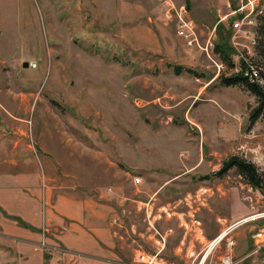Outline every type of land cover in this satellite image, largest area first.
<instances>
[{"label":"rangeland","instance_id":"374dc122","mask_svg":"<svg viewBox=\"0 0 264 264\" xmlns=\"http://www.w3.org/2000/svg\"><path fill=\"white\" fill-rule=\"evenodd\" d=\"M173 1L187 7L204 52L185 47L155 0H0L1 179L5 190L37 199L40 212L46 187L105 203L132 239L149 221L166 234V264H184L173 249L182 240L186 250L193 227L199 259L234 262L244 252L235 264H264L252 239L264 230V112L251 123L258 98L219 78L235 73L237 53L264 71L257 28L249 27L254 43L228 30L234 69L214 50L216 31L205 48L217 23L227 30L247 1L263 14L264 0ZM232 160L253 165L259 187L236 167L217 176ZM6 195L22 216L25 202L11 206ZM219 230L230 234L207 253ZM201 232L216 239L209 245Z\"/></svg>","mask_w":264,"mask_h":264},{"label":"crops","instance_id":"0c3cea01","mask_svg":"<svg viewBox=\"0 0 264 264\" xmlns=\"http://www.w3.org/2000/svg\"><path fill=\"white\" fill-rule=\"evenodd\" d=\"M2 177L5 178L0 174V250H6L0 253V264H123L130 262L134 252L140 250L141 246L135 242L139 239L150 248L154 246L161 252L165 250L166 234L154 229L149 221L145 232L133 231L135 237L132 239L128 237L127 228L121 220L119 224H116L118 219L112 221L114 215L118 218L115 208L91 200H71L60 192L50 191L49 187L43 189L46 198L42 203L44 211L40 212L37 199L30 197L29 201L28 196H22L16 189L5 190ZM5 195L11 199L8 202L11 206L17 201L25 202L27 213L23 211L22 216L11 213L8 210L10 206L6 207ZM12 217L19 218V221ZM193 228L194 235L188 241L186 250L180 240L173 249V256L184 264H212L213 257L209 258L208 254L199 259V254L192 249V243L198 237L196 231H201L199 227ZM219 231L220 235L223 230ZM207 235L201 232L200 238L203 242L213 239L210 245L216 239L215 234ZM41 242L45 244V250L39 248ZM224 257L226 255L218 257V264ZM245 257L246 253L242 252L232 258L234 263H241Z\"/></svg>","mask_w":264,"mask_h":264},{"label":"built area","instance_id":"2783aa9c","mask_svg":"<svg viewBox=\"0 0 264 264\" xmlns=\"http://www.w3.org/2000/svg\"><path fill=\"white\" fill-rule=\"evenodd\" d=\"M155 1L160 3L164 8L163 10L164 20L166 22L173 21V23L175 24L176 33L179 36V38L184 42L185 47L191 49L194 46H196L204 52L205 49L203 50L200 47L198 41V34L196 33L197 26L194 23V21H192L191 18L188 16L185 4H175L173 0H155ZM257 8L258 7H255L252 4V1H247V4L245 6H240L236 10L232 11L233 14L238 13L236 17H234L233 22L231 23L232 30L235 32V34L241 33L245 38H251L252 43H254V40L252 39L253 32L252 30L249 29V27L250 26L256 27L257 25L256 19L258 18V16L262 14V11ZM244 9L246 10V13H239L240 11L242 12V10ZM215 31H216V27H214L212 31L208 33L207 36L208 43L206 42V47H205L206 49L209 47V45H211L209 40L214 35ZM237 55L240 58V60H243L244 66L243 67L237 66L235 68V73L242 74V76L246 80L256 85L264 93V74H262L257 67L252 66L246 60V57L244 55L242 54L240 55L238 53ZM215 66L218 72L225 70L224 69L225 66L222 63H216ZM117 219L118 218L116 217L115 220ZM229 234L230 233L228 234L226 233L224 235L225 237L224 239H226V237ZM252 239L256 251L264 249V230L255 232L252 235ZM226 244L228 247H231L233 246V241H227ZM40 247L45 248V244L41 242ZM160 252H161L160 250H157L153 253H146L142 250H136L133 254L131 261L123 264H166L164 263L165 261L162 259ZM221 264H235V263L230 262V257L228 255L221 260Z\"/></svg>","mask_w":264,"mask_h":264},{"label":"trees","instance_id":"16d2710c","mask_svg":"<svg viewBox=\"0 0 264 264\" xmlns=\"http://www.w3.org/2000/svg\"><path fill=\"white\" fill-rule=\"evenodd\" d=\"M188 6V5H187ZM187 8V7H186ZM239 17V16H238ZM231 21L228 23L229 27L226 30L224 23H217L216 25V34L217 37L220 41H218L217 45L214 47V50L220 54V61L226 66L230 67L231 69H234V65L232 64V52H233V47L230 45L228 42V30L231 28V23L234 20V17H231ZM258 22L256 25L257 28V33H258V47H257V54L260 57H263L264 59V13L260 16H258ZM243 67L244 62L243 60L239 61V65ZM226 68V67H225ZM259 69V68H258ZM262 74H264V71L262 69H259ZM221 83L224 86H234L237 84H243L248 88V90L255 95L258 98L259 104L257 108L253 109L251 114H250V122L253 123L255 120H257L261 114L264 112V93L260 88H258L256 85L249 84L248 81L242 76V74L239 73H231L230 76L228 77H219ZM231 167H236L237 172L239 175H241L247 182L253 186L259 187L260 184V179L255 171V168L251 164H247L245 162H241L238 160H232L227 165L225 168L218 173L217 176H220L222 172L226 170V168H231ZM19 221V220H18Z\"/></svg>","mask_w":264,"mask_h":264},{"label":"bare ground","instance_id":"6f19581e","mask_svg":"<svg viewBox=\"0 0 264 264\" xmlns=\"http://www.w3.org/2000/svg\"><path fill=\"white\" fill-rule=\"evenodd\" d=\"M255 218V217H254ZM254 218H248V219H245V220H243V221H241L240 223H237V224H235L234 226H232V228L231 229H233V228H235V227H238V226H240L241 224L243 225L244 223H247L248 221H251V220H253ZM230 229V230H231ZM226 233H228V230H225L211 245H210V247H209V249H208V251H207V253H209L210 252V250H211V248L212 247H214L215 245H217V244H219L221 241H222V239L224 238V235L226 234Z\"/></svg>","mask_w":264,"mask_h":264},{"label":"water","instance_id":"95a60500","mask_svg":"<svg viewBox=\"0 0 264 264\" xmlns=\"http://www.w3.org/2000/svg\"><path fill=\"white\" fill-rule=\"evenodd\" d=\"M25 67L27 66V65H24Z\"/></svg>","mask_w":264,"mask_h":264}]
</instances>
